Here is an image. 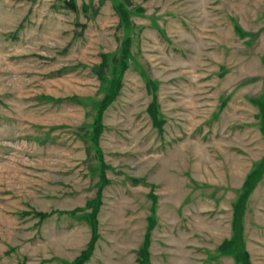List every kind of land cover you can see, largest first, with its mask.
Masks as SVG:
<instances>
[{
	"label": "rangeland",
	"instance_id": "rangeland-1",
	"mask_svg": "<svg viewBox=\"0 0 264 264\" xmlns=\"http://www.w3.org/2000/svg\"><path fill=\"white\" fill-rule=\"evenodd\" d=\"M0 264H264V0H0Z\"/></svg>",
	"mask_w": 264,
	"mask_h": 264
},
{
	"label": "trees",
	"instance_id": "trees-1",
	"mask_svg": "<svg viewBox=\"0 0 264 264\" xmlns=\"http://www.w3.org/2000/svg\"><path fill=\"white\" fill-rule=\"evenodd\" d=\"M252 179V175L250 174L249 179H247L248 187H252L250 180ZM244 196V195H243ZM246 196V195H245Z\"/></svg>",
	"mask_w": 264,
	"mask_h": 264
}]
</instances>
